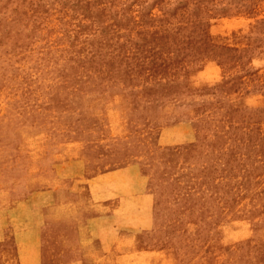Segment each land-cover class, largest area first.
Listing matches in <instances>:
<instances>
[{
    "label": "rangeland",
    "instance_id": "1",
    "mask_svg": "<svg viewBox=\"0 0 264 264\" xmlns=\"http://www.w3.org/2000/svg\"><path fill=\"white\" fill-rule=\"evenodd\" d=\"M0 264H264V0H0Z\"/></svg>",
    "mask_w": 264,
    "mask_h": 264
}]
</instances>
